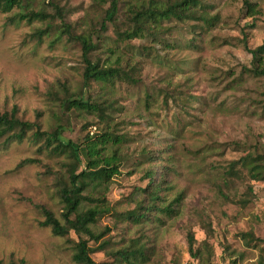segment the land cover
Instances as JSON below:
<instances>
[{
    "label": "rangeland",
    "instance_id": "obj_1",
    "mask_svg": "<svg viewBox=\"0 0 264 264\" xmlns=\"http://www.w3.org/2000/svg\"><path fill=\"white\" fill-rule=\"evenodd\" d=\"M148 1L119 0L113 21L104 19L110 0H29L25 8L0 13V112L16 107L20 119L37 122L41 131L61 125L63 139L80 143L87 134L94 137L108 128L93 113L62 112L64 94L112 105L104 111L107 122L124 139L104 151L110 155L117 149L120 173L106 188L84 191L94 198L104 194L110 207L90 225L94 234L104 232L88 242L95 248V261L184 264L191 233L199 264H257L260 246H248L240 234L264 238V180L250 179L237 164L246 154L262 156L264 164V81L251 72V55L243 46L244 40L248 48L264 41V0H201L193 20H165L156 39L134 38L126 47L117 34L126 28L127 7ZM244 1L255 2L258 13L250 15ZM52 4L63 17L56 16L39 41L36 32L46 21L17 16L26 8L52 14ZM199 15L211 25H204ZM62 22L72 24L76 33H90L100 63L119 66L133 79L84 84L81 45L59 35ZM188 93L195 98L181 105L177 95ZM40 144L28 137L0 146L1 264L20 259L26 264H78L72 259L77 235H56L43 225L44 210L65 223L60 192L69 185L73 160ZM27 160L32 161L23 162ZM83 167L81 162L77 171ZM147 170L155 171L156 181L163 180L160 195L173 212L143 223L120 220L119 213L134 207L136 189L146 185ZM248 185L252 192L246 195ZM245 196L249 202L243 205ZM94 204L84 202L80 210ZM206 222L211 224L209 237ZM136 238L145 245L146 260L129 263L111 255Z\"/></svg>",
    "mask_w": 264,
    "mask_h": 264
},
{
    "label": "trees",
    "instance_id": "obj_2",
    "mask_svg": "<svg viewBox=\"0 0 264 264\" xmlns=\"http://www.w3.org/2000/svg\"><path fill=\"white\" fill-rule=\"evenodd\" d=\"M119 0H110L109 7L105 10L104 19L113 21L117 18ZM29 0H0V13H8L14 7L25 8L28 6ZM246 11L250 15L258 13L255 2L244 1ZM202 6L201 0H149L148 4L138 7H127V15L125 16L126 28L118 32L117 36L124 42L126 47L129 46L131 39L150 36L156 39L161 30V24L165 20L177 19L183 21L185 19L193 20L196 17L195 8ZM53 13H48L44 9L33 10L25 9L17 16L18 20H33L46 21V26L36 32L37 39L41 41L42 35L46 34L52 27V20L62 18L63 13L57 4H52ZM204 25L210 26L211 20L205 16L199 15ZM103 26V24H102ZM59 35H65L69 41H77L81 45V60L84 65L82 77L84 84H89L92 81L105 84H114L116 80L126 79L131 81L133 78L129 72L124 71L119 66H105L100 63V60L93 54L96 44L91 39V34L76 33L72 24L62 22L58 28ZM244 49L251 55V72L255 76H261L264 81V41L255 48H248L245 40L243 41ZM174 100L176 96L169 94ZM181 105H186L190 99L195 97L188 93L185 95H177ZM165 103L168 101V95L164 98ZM62 112L71 110H81L97 115L100 122H103L106 131H102L99 135L89 137L87 134L84 140L80 143L65 140L62 138L63 128L58 125L50 132L41 131L40 125L37 122H28L20 119L17 115L16 107H13L9 112H0V146H7L12 142H21L28 137H32L34 141L40 142V148L55 152L57 154L67 153L72 158V162L68 165L69 185L64 186L60 192V198L63 203L62 218L64 224L47 210H44L45 220L43 225L50 226L51 230L56 235L65 236L70 231L77 235V240L74 242V253L72 259L78 264H104V261H95L92 258V253L95 251L88 244L89 240L97 241L104 232L94 234L91 231L90 225L95 224L99 218L106 213H109L110 207L106 204L104 194L101 197L94 198L89 194H84V191L89 187L108 185L111 178L119 174V168L122 164V158L114 147L112 153L107 155L104 151L107 145H119L124 138L118 136L108 124L110 117L104 113L105 109L112 107L109 103L101 104L90 100L82 95L76 96L65 93L60 102ZM27 160L23 162H31ZM262 156L246 154L237 165L239 169H246L250 179L264 180V164H262ZM22 162V163H23ZM81 162H84V167L77 171V167ZM239 172L238 170H236ZM148 179L144 187H138L135 194H138L135 200L134 207L118 214L119 219L129 220L133 223L149 222L152 218H160L158 215L163 213L170 215L173 212L172 206L163 204L162 191L163 180L156 181L155 171L147 170L145 172ZM247 193L252 192V187L247 186ZM179 199V198H177ZM243 205H246L249 200L244 197L240 200ZM84 202H94V206L86 210H80ZM207 236H211L212 229L209 222L205 223ZM86 235L87 238H83ZM242 239L248 246L259 247L260 259L257 264H264V238L255 237L250 232L240 234ZM188 247L190 250L189 261L193 264H199L195 259L199 256V249L193 250L194 236L189 233L187 236ZM145 245L139 243V239H132L131 243L123 250L114 252L111 255L119 257L125 261L141 259L146 260ZM197 261V262H195ZM232 260L230 264H235ZM1 264V262H0ZM9 264H26L23 259L18 262L11 261Z\"/></svg>",
    "mask_w": 264,
    "mask_h": 264
},
{
    "label": "built area",
    "instance_id": "obj_3",
    "mask_svg": "<svg viewBox=\"0 0 264 264\" xmlns=\"http://www.w3.org/2000/svg\"><path fill=\"white\" fill-rule=\"evenodd\" d=\"M94 129H95V127H94ZM184 264H193V263H191L189 260H187L184 262Z\"/></svg>",
    "mask_w": 264,
    "mask_h": 264
}]
</instances>
